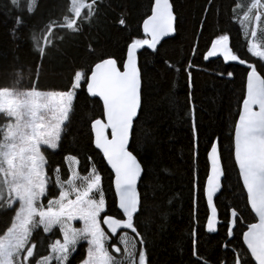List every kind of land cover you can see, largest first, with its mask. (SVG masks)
I'll list each match as a JSON object with an SVG mask.
<instances>
[{
    "label": "trees",
    "instance_id": "16d2710c",
    "mask_svg": "<svg viewBox=\"0 0 264 264\" xmlns=\"http://www.w3.org/2000/svg\"><path fill=\"white\" fill-rule=\"evenodd\" d=\"M152 2L97 0L90 22L83 23L76 33L54 29L51 41L45 45L44 28L52 20L62 22L69 0H35L31 14L26 0H20L19 7H13L10 0H0V86H11L15 73L21 72V87L38 80L41 91H64L71 86L77 70L87 74L98 59L107 57L116 59L122 69L127 44L133 38H144L141 24L150 15ZM170 2L175 15L174 37L163 40L155 50L145 46L137 51L141 103L129 145L142 168L137 187L141 210L135 216V224L144 239L146 264H202L192 255L194 240L200 257L207 258L210 264H219L220 258L230 256L220 247L229 240L227 207L236 205L244 211L232 137L245 89L246 65L238 61L226 64L221 59L207 61L204 53L216 36L227 31L234 54L257 67L264 62L247 52L240 21L231 18L232 5L243 0H212L211 4L209 0ZM205 7L209 8L207 13ZM87 11L82 10L84 14ZM17 16L20 24L16 23ZM121 19L123 25L119 23ZM37 39L45 47L43 56L34 47ZM229 72L233 73L231 77ZM99 116L102 105L98 100L90 98L83 88L77 89L59 147L45 153L47 175L52 179L48 193L50 197L57 192L53 170L59 166L61 179H67L65 156L74 155L79 161V176H87L90 167L97 169L106 199L105 214L117 216L111 172L102 154L91 144L90 120ZM193 126L197 141L193 138ZM211 139L218 140L224 178L214 201L221 223L217 231L209 233L205 229L207 205L203 184ZM194 183L200 185L198 190H194ZM12 214L0 209V234ZM244 219L245 224L255 222L247 212ZM239 229L237 225L229 247L240 243ZM128 232L135 239V234ZM30 239L38 249L31 261L36 264L40 255L47 254L49 236L42 229H34ZM111 242L116 243L115 237ZM84 253V243H79L66 264H77Z\"/></svg>",
    "mask_w": 264,
    "mask_h": 264
},
{
    "label": "snow or ice",
    "instance_id": "6c2138e0",
    "mask_svg": "<svg viewBox=\"0 0 264 264\" xmlns=\"http://www.w3.org/2000/svg\"><path fill=\"white\" fill-rule=\"evenodd\" d=\"M19 2L10 0L13 7H19ZM211 2L209 0V4ZM26 5L31 14L35 0H26ZM96 6L97 0H69L62 22L52 20L44 28L45 45L51 41L54 29L78 32L82 24L90 22L95 15ZM83 9L88 10L86 14ZM208 10L205 7V13ZM231 18L240 21L247 52L264 62V0L234 3ZM21 22L17 16L16 23ZM119 23L123 25L124 20ZM141 27L144 38H133L127 44L122 69L116 59L107 57L98 59L87 74L77 70L71 86L64 91H41L38 80L21 87V72L15 73L11 86H0V209L14 212L0 234V264H31L37 255L36 244L30 239L34 229H42L49 236L47 254L40 255L36 264H66L70 253L81 241H86L87 250L80 264H146L144 239L135 224V216L141 210L137 181L142 169L136 156L129 151L130 134L140 106L137 51L145 46L155 50L162 37L174 33V12L169 0H153L151 14L143 19ZM229 39L227 31L216 36L204 53L205 60L219 55L226 62L238 61L246 65L245 89L232 137L244 211L236 205L227 207L229 240L220 247L230 256L220 258L219 264H264V63L257 67L234 54ZM34 47L43 56L45 47L38 39ZM227 75L231 77L233 73ZM79 88H83L89 97L98 98L102 105V116L90 120L91 144L111 169L114 204L119 210L117 216L105 214L106 199L97 169L90 167L87 176H79L76 172L79 161L74 155L65 156L67 179H61L59 166L53 170L57 192L49 197L48 186L52 179L47 175L45 153L59 147L62 125L68 119L74 94ZM193 138L194 141L198 139L195 126ZM206 159L207 175L203 184L207 202L205 229L212 233L217 231L218 224L214 196L222 190L224 175L217 139L210 140ZM77 179L80 184L75 182ZM199 187L198 183L193 184L194 190ZM42 199H47L46 206ZM244 212L255 222L245 224ZM74 221H79L81 227H74ZM102 224L106 225V230ZM237 225H240V243L229 247ZM127 230L135 234V239ZM107 233L119 236L110 250L106 246L111 240ZM53 236L56 238L51 239ZM120 245L123 252L118 259L113 254L121 253ZM192 255L202 264H210L207 258L198 255L195 240Z\"/></svg>",
    "mask_w": 264,
    "mask_h": 264
},
{
    "label": "water",
    "instance_id": "95a60500",
    "mask_svg": "<svg viewBox=\"0 0 264 264\" xmlns=\"http://www.w3.org/2000/svg\"><path fill=\"white\" fill-rule=\"evenodd\" d=\"M169 3L171 4V2H170V0H169ZM171 6H172V4H171ZM172 9H173V7H172ZM151 14V13H150ZM143 23V22H142ZM142 25V24H141ZM174 28H175V15H174ZM141 30H142V27H141ZM142 33H143V31H142ZM143 35H144V33H143ZM174 35H175V31H174V33H172L171 35H169V36H167V37H162L161 38V40L158 42V44H157V46H156V48L159 46V44L163 41V40H166V39H170V38H172V37H174ZM209 47H211V44H210V46ZM208 47V48H209ZM229 47H230V49H231V46H230V40H229ZM150 50H153V49H150ZM208 50V49H207ZM232 50V49H231ZM215 59H221L224 63H226V64H229V63H231L232 61H224V59H223V57L222 56H217V57H211V58H209V60H215ZM209 60H207V61H209ZM137 66H138V55H137ZM138 71H139V68H138ZM139 74H140V71H139ZM245 83H246V81H245ZM140 97H141V87H140ZM90 98H93V97H90ZM95 99H97L98 100V98H95ZM140 103H141V99H140ZM139 109H140V106H139ZM139 109H138V113H139ZM233 135H234V129H233ZM99 151V150H98ZM130 151V150H129ZM218 154H219V151H218ZM219 157H220V154H219ZM233 160H234V157H233ZM138 161V160H137ZM105 162V161H104ZM220 162H221V166H222V169H223V165H222V161H221V157H220ZM105 164H106V162H105ZM106 166H107V164H106ZM107 168L110 170V172H111V169L107 166ZM142 169V168H141ZM237 172H238V170H237ZM223 173H224V170H223ZM141 176H142V171H141ZM141 176L138 178V181H137V187H138V185H139V182H140V179H141ZM224 178V175H223V177H222V179ZM113 191H114V189H113ZM221 192V191H220ZM220 192L218 193V194H216L215 196H214V201H215V199H216V197L220 194ZM139 195V194H138ZM205 202H206V200H205ZM206 205H207V202H206ZM221 223V221H220V219H219V216H218V224H217V226L219 225ZM104 227L106 228V225H104ZM120 230H118V232H119ZM254 263V262H253Z\"/></svg>",
    "mask_w": 264,
    "mask_h": 264
},
{
    "label": "rangeland",
    "instance_id": "374dc122",
    "mask_svg": "<svg viewBox=\"0 0 264 264\" xmlns=\"http://www.w3.org/2000/svg\"><path fill=\"white\" fill-rule=\"evenodd\" d=\"M76 93V92H75ZM74 97H75V94H74ZM72 104H73V102H72ZM71 108H72V106H71ZM70 111H71V109H70ZM70 113V112H69ZM69 116V115H68ZM68 120V119H67ZM67 120H66V122H67ZM66 122L62 125V130H63V127H64V125L66 124ZM62 133V132H61ZM67 167H68V164H67ZM76 172L78 173V171H77V166H76ZM77 184H80L81 183V181L79 180V179H77L76 181H75ZM96 198L98 199L99 198V196H96ZM42 203L46 206L47 205V199H42ZM101 223H102V218H101ZM73 226L74 227H77V228H79V227H81V224H80V222L79 221H74L73 222ZM102 227H104V225L102 224ZM104 229L106 230V228L104 227ZM121 231V230H120ZM119 231V232H120ZM128 231V230H127ZM108 235H109V237L112 239V237H115V239H116V243L118 242V240H119V236L118 235H113V234H111V233H107ZM80 244L81 243H84V246H85V253H84V256H85V254H86V250H87V243H86V241H81V242H79ZM78 243V244H79ZM113 243L111 242V240H110V243H108L106 246L109 248V250L111 249V245H112ZM120 248H121V253L120 254H113V253H111V251H110V254H113V255H115L116 256V258H120L121 257V255H122V252H123V246L122 245H120ZM38 249H37V247H36V249H35V251H37ZM72 253V252H71ZM70 253V254H71ZM137 256V259H138V254L136 255ZM84 258V257H83ZM82 258V259H83ZM80 262H81V260L77 263V264H80Z\"/></svg>",
    "mask_w": 264,
    "mask_h": 264
}]
</instances>
